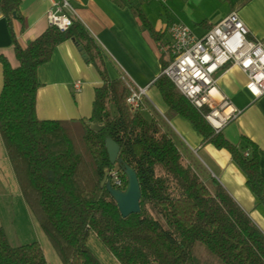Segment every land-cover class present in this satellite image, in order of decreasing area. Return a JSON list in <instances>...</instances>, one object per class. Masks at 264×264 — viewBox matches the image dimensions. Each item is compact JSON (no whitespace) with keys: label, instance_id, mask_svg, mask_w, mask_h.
Listing matches in <instances>:
<instances>
[{"label":"trees","instance_id":"1","mask_svg":"<svg viewBox=\"0 0 264 264\" xmlns=\"http://www.w3.org/2000/svg\"><path fill=\"white\" fill-rule=\"evenodd\" d=\"M20 4L21 0H0L12 32L13 19L24 30ZM139 15L160 40L164 33ZM69 39L85 51L104 83L96 89L89 119H40L38 69ZM14 50L15 67L0 54L4 72L0 134L27 203L65 264H101L88 247L91 233L120 264H201L194 254L197 243L220 264H264V232L216 179L203 180L158 120L129 106L130 86L107 75L101 47L79 19L73 18L66 30L49 25L25 46L14 34ZM166 66L163 61L162 71ZM154 84L168 108L166 116L186 118L203 142L226 149L264 206L259 146L246 136L239 143L229 141L206 119L208 108H197L165 73ZM108 138L120 146V163L110 161ZM125 165L136 170L142 191L140 212L127 217L102 186L106 171L117 168L123 179L119 188L125 189ZM0 264L49 263L39 241L13 246L0 226Z\"/></svg>","mask_w":264,"mask_h":264},{"label":"crops","instance_id":"2","mask_svg":"<svg viewBox=\"0 0 264 264\" xmlns=\"http://www.w3.org/2000/svg\"><path fill=\"white\" fill-rule=\"evenodd\" d=\"M74 13L101 47L104 67L111 79L123 78L132 85L147 88L141 111L153 115L155 108L172 124L184 141L177 144L186 159L206 183L216 179L249 214L264 232V206L247 184L244 172L226 149L203 142L193 125L180 115L166 116L167 106L155 79L162 73L163 61L171 40L170 26L182 23L196 36H202L232 11H237L251 35L264 43V0H69ZM50 0H21V22L13 19V32L23 46L40 35L49 25ZM143 13L156 31L164 33L156 40L145 26ZM7 17L0 10V54L12 66L18 65L13 34ZM40 87L36 113L40 119H89L96 89L104 83L98 68L87 61V55L72 39L60 43L51 59L38 69ZM218 85L237 113L222 127L225 137L239 143L246 136L260 149V168L264 175V95L254 98L247 88L248 77L239 66L223 68L217 73ZM80 82L79 89L75 87ZM4 84L0 62V94ZM151 104L152 106H150ZM147 118V117H146ZM161 118V119H162ZM247 154V153H246ZM18 196L27 205L14 166L0 134V200Z\"/></svg>","mask_w":264,"mask_h":264},{"label":"built area","instance_id":"3","mask_svg":"<svg viewBox=\"0 0 264 264\" xmlns=\"http://www.w3.org/2000/svg\"><path fill=\"white\" fill-rule=\"evenodd\" d=\"M47 17L51 25L62 30L72 25L74 9L69 0H50ZM171 41L166 45L170 56L165 73L177 88L199 109L209 108L206 118L217 130L236 113L231 101L219 88L217 73L226 67L239 66L247 75V88L254 98L264 95V43L251 35L250 29L237 11L228 14L222 21L196 36L181 23L170 27ZM81 83H75L79 88ZM144 90L134 92L128 102L136 109L140 107ZM231 111L224 118L216 113ZM111 180L121 185L117 171L111 172Z\"/></svg>","mask_w":264,"mask_h":264},{"label":"rangeland","instance_id":"4","mask_svg":"<svg viewBox=\"0 0 264 264\" xmlns=\"http://www.w3.org/2000/svg\"><path fill=\"white\" fill-rule=\"evenodd\" d=\"M160 1H163V0H160ZM72 17L74 18V16H72ZM175 23H178V22H175ZM169 31H170V28H169ZM170 36H171V33H170ZM169 58H170V56L168 54L167 59H166L167 66L169 64ZM167 66L165 67V69L167 68ZM226 68H228V67H226ZM165 69L162 71L163 73H165ZM123 80H125V79H123ZM126 82L128 83V85L130 86V88L132 90L130 97L133 95L134 92L136 93V92H139L141 90H144V94H143L142 99H141L140 107L136 108V109H141L143 102H144V99H145V96H146L147 88L136 87V86L132 85L131 82H129V81H126ZM79 88H77V89H79ZM128 104L133 110H135L129 102H128ZM149 105L152 106L151 104H149ZM150 109L153 111L154 116H156L160 120H162L164 126L170 132V134L172 135V137L174 138V140L176 142H178V141L183 142L184 141L183 137L181 136V133H179V131H177V129L172 124H168L167 121L164 118H162L160 113L155 108H153V106ZM209 111H210V109L208 108V111L205 113V117H206L207 113H209ZM142 113L148 119L151 118V115L149 112H146L145 110H143ZM208 121L215 128L213 122H211L210 120H208ZM219 130H222V128ZM112 171L113 172L117 171L119 177L122 180L121 185H115L114 184L115 186L114 185L113 186L116 188L122 187L123 179H122L120 172L118 171L117 168H114L111 171H109V179L111 180L110 175H111ZM111 182H112V180H111ZM112 184H113V182H112ZM0 226L4 227L11 245L19 246V245L31 243L34 241H39L43 247V250L45 252V255H46V258H47L49 264H65L64 259L62 258V256L60 255V253L58 252V250L56 249V247L52 243L48 233L46 232V230L42 224L41 218L29 206V204H27V205L25 204V202L22 200V198H20L18 196H13V195L7 196L6 198H1V200H0ZM88 247H89L91 253L97 258V260L101 264H120V262L117 260V258L110 251H108L105 248V246L101 243V241L97 238V236L94 233H91L89 236ZM194 254L197 256V258L200 259L201 264H205V263L220 264V262L206 249V247L202 243L196 244Z\"/></svg>","mask_w":264,"mask_h":264},{"label":"water","instance_id":"5","mask_svg":"<svg viewBox=\"0 0 264 264\" xmlns=\"http://www.w3.org/2000/svg\"><path fill=\"white\" fill-rule=\"evenodd\" d=\"M82 51L85 53L84 50ZM92 128L101 130L102 126L93 124ZM107 151L112 164L121 162V159H119L120 146L111 138L107 139ZM124 172L127 177V185L125 189L122 190L113 186L109 179V170L105 173L102 186H106L111 196L117 202L121 214L124 217H127L132 213L140 212L142 191L136 170L129 165H125ZM50 175H52V172H50ZM51 179H53V177H51Z\"/></svg>","mask_w":264,"mask_h":264},{"label":"bare ground","instance_id":"6","mask_svg":"<svg viewBox=\"0 0 264 264\" xmlns=\"http://www.w3.org/2000/svg\"><path fill=\"white\" fill-rule=\"evenodd\" d=\"M230 111H231V107L228 108L225 113H216V115L219 116V117L224 118L226 115H228L230 113ZM212 121H213L214 124L218 123V121H216L215 119H213Z\"/></svg>","mask_w":264,"mask_h":264}]
</instances>
